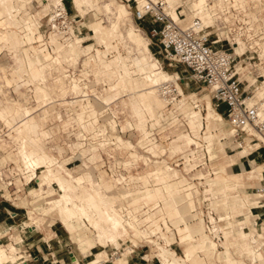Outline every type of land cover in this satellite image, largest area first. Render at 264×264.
<instances>
[{
    "label": "rangeland",
    "instance_id": "374dc122",
    "mask_svg": "<svg viewBox=\"0 0 264 264\" xmlns=\"http://www.w3.org/2000/svg\"><path fill=\"white\" fill-rule=\"evenodd\" d=\"M25 1L28 2V0H24V1L16 0L15 5L22 6L24 3L21 2H25ZM42 1L44 0H41V2L38 0H33L32 3L25 5V7L22 6L23 8H21L18 18L20 19V17L25 18L28 16L31 17V19L35 23L38 21L39 22L38 29L37 28H36L37 30L35 29V25L33 28L34 31L36 32L35 35L37 36L38 31H40L44 36L43 37L44 39L43 44H45L44 46H46L48 49L52 51V47H54V45L48 40V34L50 30L47 19L48 16L47 14H41V15L38 14L41 12L43 5L45 3H49L51 0H45L44 3ZM170 1L174 5L173 2L175 0H170ZM197 1L198 0H180L181 3L179 2L180 4L178 5V10L179 11L184 10L186 13H188L187 16L189 18L190 16H192V13H189V9H192L194 3H196ZM208 1L211 2L212 0H208ZM261 1L262 3L259 2L258 0H256V2H251L247 0L244 2V4L243 2L240 3V1L237 2L238 5L239 3L240 5H244V6L246 5L248 10L244 11L241 8V11L239 12L237 11V9L233 11L239 15V18L236 17L235 21L230 22L231 25L228 26L227 29H225V32L230 37H234V39L231 38L232 39L231 41V39L229 40V38H226L224 39L223 42L224 44H222L223 46H225V48H227L229 53H232V55L234 54V57H236L234 62L235 68L237 67L238 69L239 67H241V71L238 72V75L239 76L241 75L240 77H244L245 81L248 80L247 78H249V81L245 83L246 89L251 90L252 93L254 92L256 94L257 99L260 102L264 101V89H261V87H264L263 84L264 75H262L264 73V70L262 71V69H264V51H263L264 50V43H263L264 42V32H263L264 31V0ZM64 2L65 3L67 2V6H69L70 8L71 11L70 13L72 14V18L74 19L72 23L74 25L76 34L80 37L84 36L86 39V43H82V46L79 45V47L85 48L87 51L80 54L73 53L72 56L70 55L71 59L73 58L72 60L76 64L75 65L71 64L70 66H67V70H68L67 73L73 75V77L76 78L78 83L81 85L82 90L84 91V92L82 91L80 92V95L81 94L85 95V100H83V102L82 101L79 102L78 99L75 98V94L77 93L76 90L77 88L75 89L76 93L74 94L70 93V84L66 82L64 76L55 77V75H53L47 68L48 66H51L52 68L56 65L62 66V59L60 58L59 60L57 59V63L55 62L56 60L55 59L48 66L47 65L45 66V71H44L46 74L45 83L50 88L51 90L50 91L48 87L45 85V83L44 84L41 83L42 81H40L39 84L38 82L34 81V83L32 82L30 86H28L27 79H20L19 77L20 70L17 68L19 66V62L16 60V58H14L13 53H11V51L8 50L7 48H3V50L1 49L0 51V67H2V69H0V85L4 86L3 88L5 92L10 91L8 93H10L12 96H14L13 88L16 85L15 83H20L23 85L20 87V90L15 92V95L17 96L16 98L20 100L24 105H27L31 107L32 110H34V113H32L34 117L33 116L32 117L35 118L34 122H36L37 120L39 121L40 127L38 128V130L41 128V126L45 127L47 130L50 131L53 130V132L50 134L51 135L50 138L47 140L48 141L47 144L49 147L54 149L53 153L56 155L55 156L56 160L58 161V159H60V161H66V166L71 168L75 174L80 172L83 168H86L85 163L90 165V169L92 170V172H94V175L96 176L100 173V171H105V170H107L112 175L113 169L116 173H118L117 170H121L129 174L128 168L125 167L123 162L120 161L122 160L125 162V160L131 158V156L126 151L129 148V146H127V144L124 143V141H117L116 139L117 137H121L124 140L131 141L134 145H136L138 152L142 154H147L151 156L153 159H157V160L164 159L165 161H167L166 167L170 166L174 168L173 166H175V164H179V166H176L177 169L176 168L174 169L178 171L177 174L179 175V177L181 175V172L184 177L182 176V178H180L176 182H173L174 190L172 192L174 193V196H178L180 194L184 195L192 190V184L188 181L186 172L190 173L192 177L205 179V184L206 185L208 184L206 186L205 192L207 191L208 193H210L211 190L210 184L213 183L214 186H217L219 183L223 184L224 181L221 178L225 177L228 179V184L230 185L229 187L231 188L225 194L217 193L213 190L214 194L212 193L211 197L212 196L215 197L216 194L219 198V200L214 202V207L216 208L218 206L217 203H219V201H224V200L227 201V198L233 199V196L234 198L239 197V200H237L238 198L235 199V201L233 200L234 202L233 212L236 213V215L238 210L240 209L243 211V209L255 207L256 205L246 206L243 203L247 204V199H246L247 194L250 196H255V192H256L255 187H257L260 182L258 179L261 177V175L263 176L262 166L257 168L255 166L253 170L254 175H252L253 174L251 173L252 170L245 167V161L248 160L251 161L253 164L262 165L264 163V157L259 162H257V158H259V152L261 149L263 150L262 153H264L263 144L245 136H242L243 138H245L244 140L235 137L234 130L232 129L229 120L224 115L225 107H223L222 105L219 106L220 101H218L214 97V93L211 90V88L208 87L206 84L197 81L194 78V76L191 74V72L184 65L171 60L167 56L166 51L164 50L162 44L160 43L157 36L154 35V32L152 31V27L155 26V24L152 23L151 18L148 17L144 23H141L136 19L134 15V11L138 6L137 0H95L94 7H89V10L86 11L85 14L83 15L81 14V12H79L78 8L75 6L74 0H64ZM202 3H205V0ZM224 3H225L224 6L228 4V6L231 7L233 6L234 1L228 0L225 1ZM106 4L110 5V10H107ZM213 4L215 5L213 9L210 10L209 7V9L206 11V15H207L206 19H211L209 18L210 14L212 13L214 14L215 12H217V15L216 17H213V19L216 18L217 20L223 17L227 18V14H225V10L222 7L220 8L218 6L219 0H214ZM50 7L51 10L54 7L53 0L51 1ZM173 10L175 11V9ZM49 13L50 12H48V14ZM257 17L258 19L260 18L263 21L262 23H260L259 28L254 26L252 20L253 18H257ZM95 20L103 22L106 26L110 28H112L113 24L118 25L119 31L123 34L121 35L122 37L120 36L122 38L121 39L122 41H120L119 44V51L123 54V56L127 57V60L129 62H132V60L133 61L138 59L141 60L148 56L147 60L151 61L152 63L156 62L157 60L159 61L158 67L159 68L163 67L162 70L164 76L167 79H170L169 76L171 77L179 76L178 85L183 95L179 94L178 91H176V86L174 83H170L169 85H170V89L173 90V93L174 94L176 93V97H178V99H181L180 104L182 106L170 105L169 107L166 108L163 118H159L155 120V122H151L152 120L149 117L147 110L145 109L142 110V108L139 107L133 101V97H132L133 95L129 94L127 90H123L124 91L123 92L121 88L118 87L115 88L117 86L116 84H118L117 82L120 80V75L118 73V70H116V63L118 64V61H116L115 56L117 52L115 51L116 53H112V51H114L113 49L106 50L105 46L98 43L97 39L95 38L94 32L92 31V25ZM131 28H134L137 32L141 34V36L145 40L144 42L147 41L150 43L151 46H149V51H147L148 54L147 53L145 54V52L142 49H141L142 51H140L138 46L136 45V42L132 40L131 37L128 36V33L131 30ZM18 34L16 33V38L20 36V33ZM238 37H240L239 44L236 41ZM40 38H42L41 35ZM18 39L15 40L16 43L20 45L21 41H18ZM40 43L41 42L38 41L35 42L34 45H30V42L28 41L27 38V40H24V44L26 45L24 51L26 50L28 51V49H30L33 50V53L35 55L40 54L41 56L37 57L36 61L42 63L45 61L43 56L47 54V51L41 53V48H44V46L42 44L40 45ZM78 55H80L79 59H78ZM34 56L31 55L30 57H34ZM92 56H94L95 60L98 63L95 60L92 61L91 63L89 62V64L86 63V60L88 61V58ZM36 67H37L36 65L33 67H30L29 65L30 70H34ZM137 71L138 70H134L133 73L134 77L139 76ZM98 73H101L103 77L98 75ZM245 74L247 76H245ZM6 77H8L9 79L15 78L16 81L14 82V84L9 85L5 80ZM55 78H59L58 82L56 81V85L58 87L54 86ZM60 83L61 84L63 83V85L66 84L64 90H62V88L59 87L61 85ZM78 83L74 82L73 84H75V87H77L76 84ZM39 85L41 86L44 85L47 88L46 92H48L49 94L46 93L45 91H39V87H40ZM29 87L34 89V91H30ZM36 87H37V91H36ZM261 93H263V96L261 95ZM52 95L54 96V102L48 104L49 103L48 101L53 99ZM64 97L67 98L66 100L71 101L74 99L76 102L75 103L69 102V104L67 103L66 100L63 102L62 99H64ZM9 100L10 97H7L6 99H4V102H8ZM208 101L212 103L214 110L218 114H220L221 116L223 115V121L219 119L211 118L213 116L209 115V110L207 111L208 109L207 105L209 104ZM133 102L137 108V112L134 110ZM110 103H112L110 106L111 109L108 106H106L109 108L107 109L105 105ZM122 105L125 108H123ZM20 106L21 105L19 104L17 109H20ZM102 108L103 110H101ZM27 109L32 112L31 109L29 108ZM24 111L21 114H19L18 112V114L22 116ZM189 111H197V112L199 111L200 114L198 112V116L200 115L204 116V120L200 121L197 117H195L194 120L196 126L194 127V125L191 124L192 122L190 123V120L186 116V114ZM58 112L61 113L62 120L58 118L57 116ZM88 114H91V116ZM108 114H111V116L107 117ZM47 115L48 118H45L47 117ZM112 115L113 116L116 115L115 118L117 121L116 128H114L108 120L112 117ZM127 117H129V120L132 122L130 124L131 127L125 126ZM146 117L151 120L150 122H148L149 125L148 130L150 132L149 136L152 140L156 141L154 143L148 142L149 148L153 150L154 154H157L159 151H161V149H167L165 153L160 154L159 156H154L150 151H147L146 148H144L139 144L142 131L139 129V127H136V125L138 121H141L142 119L147 120ZM160 117H162V115ZM45 120L47 121L45 122V124H43V121ZM207 120L209 121L207 122ZM27 122L28 123H24V124L28 125L29 121ZM24 126L22 125V127L17 128L20 135L17 133V131H15V133L13 134V138L20 139V142L17 140V142L19 143L18 149L20 151L19 152L20 158L17 157V155L14 157L18 161V164L14 163L15 166L19 167V169L21 170V172L16 171L17 173H15V177H14L15 182L17 183L18 186L15 189L9 188L10 190L9 192H14V194L10 196L9 195L10 193L7 192L6 197H8V199L13 200V202L18 205L19 207L18 210L20 211L19 213L20 216L18 219L21 223H23V225H26L27 223H28L27 225L31 224V220L29 219L30 217L29 211L31 209L35 208V210L40 213L49 212L46 216L45 226L42 229L37 228L38 232L35 234V240L38 239L49 240L50 243L52 244L54 250L53 252L61 251L59 255L67 254L70 251L73 257L78 258L80 264H88L89 261L92 258H94L95 254L101 251H106L108 253V256L106 255L97 256L99 257L100 260L102 261L103 259L105 260L101 264H118L116 257L123 253H124V257L126 256V258L130 261L129 264L132 263L136 264L135 263L136 261H131L132 256L129 253L130 247H132L133 249L135 248L137 249L138 247V250H140V249H147V247L150 245L151 248H153L154 250L157 249V247H155L156 245L152 244L147 239L141 237H134L132 234L136 233L135 230H129L131 236L121 237L122 232H124L125 230L121 227H119V229L112 227L111 229L113 230L112 232L113 235L109 236V240L115 242L120 237L118 240L119 245L111 244V243H108L107 245H101L98 243L93 250L88 251L86 254L82 253L76 243V239L72 237V235L66 230V228H64L60 224L59 225L57 224L58 222L61 223V221L59 220L60 216L62 218V221L65 224L67 223V225H70L72 221L71 217L64 218V216L66 215L62 211V206H60L58 203L50 202V200L60 196L61 191L59 190L58 186L56 184H53L54 185L53 187L51 183L41 182L37 178V181L40 184L41 188L45 183H49V187H50L49 191H52L53 189L55 190V192L44 193L43 195H37L31 193L33 189H37V190L39 189V184L35 179H33L32 182H30V184L26 186H21L23 185V183L25 185V183L29 181V178L24 174V171H22L21 169V167L24 170L26 169L25 166L26 161L22 157L23 155H21L22 150H24V148H22L23 147L22 143L24 141V137L26 138L27 136H29L27 134L28 132L24 131L25 133H22L20 131V129H25ZM21 138L23 139L21 140ZM189 139H191V141L194 140V142L191 145L187 143ZM105 141H108L110 143L109 145L106 144V147H102L101 143H104ZM239 141H244L243 145H246L248 142H250L253 148L252 147L247 148V153L244 154V152H241L243 148L241 146H237V143ZM1 143H5V141L3 140V142ZM7 143L10 144V142ZM255 143H260V147L262 148L256 150L255 149L256 146H254ZM10 145H12V148L14 149L16 148V146L13 147L14 143ZM57 145H60L61 147L64 148V150L61 151V153L58 152V149L56 148ZM42 146L44 145L42 144ZM28 149L26 151H29ZM84 149L87 150L88 153H92V154L98 153L99 155H101L103 158V163L98 159L92 161L95 159L96 154L87 155L85 157L82 153ZM37 151L35 148L33 149L31 148L29 154L31 159L39 161L40 160L39 156H42L43 154H40L42 153L40 149ZM45 151L47 152L46 149ZM172 152L175 154H172ZM47 153L49 154V152ZM108 153H112V157H110ZM183 153H185L186 155L185 157ZM189 153H191L192 155H190ZM193 155L196 156L197 160H195L196 158H194ZM90 156H91V160L89 159ZM14 158H12L11 160H13ZM11 160H9L8 162H10ZM16 160L14 161L16 162ZM192 160L195 161L190 162ZM206 160L209 165L206 164L205 169H201L202 166H200L198 167V170L190 172L192 168L196 167V165L201 163L202 164L206 163ZM188 163H190V166H186V164ZM152 164L154 163L152 162L146 171H142L144 167L142 160L135 162L137 169L132 170L133 173L130 174L131 178L134 177V175L136 174L140 175L138 179H145L146 178L145 176H149L151 177V179H153L152 180L153 183H155L158 173H156ZM229 164L230 165L232 164L234 166V171L230 170ZM236 166H238V168L241 171H237L235 169ZM55 167L58 166L55 165ZM178 169L181 170V172ZM138 171L140 172L136 173ZM211 171L214 173L213 175L210 174ZM85 172L90 174L88 171H84L81 175H83ZM232 173L237 175L238 178L240 179H235V178L233 179ZM9 175L13 176V174L10 173ZM178 175L174 178L171 177L170 179L166 180V182L163 183L162 185H166L167 189H170L171 186L170 181L178 178ZM74 176H78V175H74ZM90 176L92 178L93 187H97L99 190L104 192V190L100 187V185L102 184L101 181H99L100 184L96 183L91 174ZM110 177L111 176L109 177L107 176L106 179H108L110 183L113 182L116 184V182L112 180L113 178ZM85 185H88V183H85ZM119 186L121 187L122 185L119 184ZM120 187L116 188L115 191H120L121 189ZM44 188L45 190H47L48 186L45 185ZM156 188L158 187H154L152 191L156 190ZM195 192L197 193L198 189ZM192 199H193V203L195 204L194 198ZM109 200L110 202H114L113 205H117L116 204L117 202L115 201L116 198L113 201L109 197ZM185 200L179 201V203H177V207L181 210V213L178 214V216L183 217L187 215L189 211H193L194 209H196V204H195V206L191 208V210H188L187 204L190 202V200L187 198ZM118 204L127 206L128 198L121 197L118 200ZM116 208L119 209L120 208L119 205L116 206ZM219 209L220 208H218L217 210L220 211ZM162 210L164 211V215H165L166 212L165 205H163ZM118 211L119 213L117 212V214L122 219L123 225L126 226L123 213L121 212V210ZM141 213L143 212L141 211L140 214ZM138 214L139 212L137 213V215ZM193 214H195V212H193ZM37 216L38 215L35 216L36 220L44 221L45 218L41 217V215L38 216L41 217V219L38 218ZM191 217L193 216H189V219L185 218L176 221L177 228L178 226L181 225L183 227L189 226L196 239L199 240V243L202 242L203 244L206 243V245H208L209 241H214L213 238L210 235H208L206 229V223L204 222L202 217H199L198 214L196 215L197 219L195 218L190 219ZM77 221L82 224V221L79 220ZM87 224L90 223L87 222ZM141 226L142 224L140 223L138 227L139 230H142ZM233 226L234 225L230 223L228 228L224 227L223 229H221L224 234V240L220 242V245H218V250H215L214 251L215 253H211L213 255V258H211V260L209 259L210 261L216 262L218 260V264L224 263L225 258H222L223 253L221 254L219 252L223 251V245H224V249L228 248L227 243L225 241L228 240L229 242L235 244H237L238 242L241 243L240 240H237L238 236L235 234L236 230L233 232ZM51 227L52 229H54V233L49 235L47 231L48 228ZM94 227L96 228L97 233H99V237L101 240H103L105 237H108L101 232L100 228H98L99 227L98 225L97 227L96 226ZM133 227L137 228V226H133ZM151 228L155 229V227H151ZM169 230L171 231V229ZM80 231L83 232L82 234L86 233L90 236H94V231L90 229H86L85 227H83ZM152 238L155 239L157 238V236L153 234ZM133 239H136L137 241L136 247L132 246L134 245L132 241ZM184 240H186L185 237L183 238V241ZM159 241L163 243L162 239H160ZM197 242L198 241H196V243ZM9 243L10 241H8L7 243H3L5 245L0 244V246L5 247L6 244ZM196 243L194 242L193 244ZM245 243L247 244L248 241L246 240ZM261 244H263V240ZM215 247L216 246H214L213 248L216 249ZM175 248L180 249L182 251L181 253H183L182 246L180 248L178 244H176ZM163 251L164 249H162L159 252V256L163 261V263L165 264L164 258L161 255V252ZM231 251L235 258L240 259L239 256L235 255V253L238 252L236 246H232ZM260 251H262L264 255V247ZM154 253L157 254L158 251L156 250V252ZM181 253H179V255H182ZM247 253L248 252L246 251V254H244L243 257L244 258L246 257L248 261L244 260V263L249 264L251 262L249 261L250 257L248 256ZM18 255L20 256L21 253H18ZM199 255L205 257V255L203 254H199ZM170 258L173 260L171 256ZM196 258H197V254L192 259L193 264L195 263L194 261ZM205 259L207 260L208 263L209 262L208 258L205 257ZM262 260H264V258ZM66 263L70 264L68 260H66Z\"/></svg>",
    "mask_w": 264,
    "mask_h": 264
},
{
    "label": "bare ground",
    "instance_id": "6f19581e",
    "mask_svg": "<svg viewBox=\"0 0 264 264\" xmlns=\"http://www.w3.org/2000/svg\"><path fill=\"white\" fill-rule=\"evenodd\" d=\"M13 1L14 0H0V48L2 50H3V48H7L16 57H18V59H21L24 62V56H25L24 55V53H25V51H24V48H25L24 40H27V38H28L30 45H34L35 42L39 41V42H41L40 44H42L44 46L45 45V44H43V41H44L43 37L44 36L40 31H38L37 36L35 35L36 32L34 31L33 28L35 25V29L36 28L38 29V27H39L38 21L35 23L31 19V17H28V16L25 18L24 17H20V19L18 18V15L21 11V8L25 7V5L32 3L33 0H31V1L28 0L29 3L26 1L21 2V3H24L22 5L23 7L20 5H16L17 8L14 6ZM19 1H24V0H19ZM38 1L41 2V0H38ZM44 1H42V2L44 3ZM51 1L49 3H45L43 5L41 12L38 13L39 15H41V14H47V16L49 15L48 12H50L49 10H51V7H50ZM137 1L139 2V6L142 7L143 3H145L147 0H137ZM166 1L168 2V5H169L167 11L170 14V16L172 17V19H174L176 21H181L186 26L190 25L194 21V19H195L194 16H198L197 14H199V17L202 20V22L200 23V26H202V25L210 26L212 24L213 20H216V18L213 19V17H216L217 12H215L214 14L212 12H210L212 14H210L209 18H211V19H206L207 18L206 11L209 8L207 10H205L204 8H205V5L208 3V0H206V3H202L204 0H198L196 3H194L193 8L189 9V13H192V16H190L189 18L187 16L188 13H186L184 10H182V11L178 10V5L181 3L180 0H175L173 2L174 5L171 3L170 0H166ZM225 1H228V0H219L218 6L222 7L225 10V12L230 11L231 7H229L228 4H226V6H224ZM231 1H234V3H233L234 7H240L244 11L248 10L246 5L245 6L240 5V3L243 2V4H244V2L247 0H231ZM239 1H240V3L238 5L237 2H239ZM249 1L256 2V0H249ZM258 1L262 3L261 0H258ZM60 2L67 5V2L65 3L62 0H53L54 5H58V3H60ZM74 2H75V6L78 8L79 12H81V14L83 15V14H85L86 11L89 10V7H94L95 0H74ZM214 4L212 6V9L215 6ZM106 8H107V10H110V5L106 4ZM194 8H195V11H193ZM173 9H175V11ZM196 9L198 10V12H196ZM249 13H251V12H249ZM180 14H183V15L181 16ZM231 16L230 15L228 16V14H227L226 19L230 20ZM248 17H250V16H248ZM254 19H256V20H254ZM210 20H211V22H210ZM252 20H253L254 26L257 28H259L260 23L263 22L260 18L258 19V17L253 18ZM92 31L94 32L95 38L97 39L98 43L105 46L106 50L113 49L114 51H112V53L117 52L116 56H115L116 61H118V64L116 63V70H118V73L120 75V80L117 82L118 83V84H116L117 86L115 85L116 86L115 88H117V87L121 88L122 91L127 90L129 92V94L133 95L132 96L133 101L139 107H141L142 110L143 109L147 110L149 117L151 118L152 121L159 119L161 115L163 117L166 108L169 107L170 105H176V106L181 105L180 104L181 99H178V97H176V93L175 94L173 93V90L170 89V85H169L170 83H174L176 88H177L178 93L183 95V93L181 92L180 87L178 85L179 76H177V77L169 76L170 79H167L164 76V73L162 70V68H163L162 65H161L162 68L158 67L159 61L157 60L156 62L152 63L151 61L147 60L148 56L143 58V59L140 58L141 60L138 59V60H134V61L132 60V62H129L127 60V57L123 56V54L119 51V44H120V41H122L121 35H123V34L119 31L117 24H113L112 28H110V27L106 26L103 22L95 20L93 25H92ZM59 32L60 31H58L56 28H55V30L49 31L48 40H49V42H51L54 45V47H52V51L50 49H48L46 46H44L43 49L45 50V52L47 51L48 55H50V59L48 61L49 63L53 62L55 59H56L55 62L57 63V59L59 60V58H60V59H62V66L56 65L53 68L52 67L51 68L47 67V68L53 75H55V77L64 76V78L66 79V82L69 83L71 86V84H73L74 82L78 83V81L76 80L75 77H73V75H70L69 73H67V71H68L67 66H70L71 64L72 65L76 64L75 62H73V60H72L73 58L71 59V56L73 55V53L80 54V53L87 51L85 48L79 47V45L82 46V43H86V39L84 36H81V37L78 36L76 34L75 30H73L72 38L69 37V38H66L64 40H61V34ZM16 33L17 34L20 33V36H18L19 41H21L20 45H18L16 43V40H15V39H17L15 36ZM80 33H82V32H80ZM40 35L42 36V38H40ZM128 36L131 37V39L136 42V45L138 46L140 51L143 50L145 52V54L146 53L148 54L147 51H149V46H151V45L147 41L144 42L145 40L139 32H137L134 28H131V30L128 33ZM238 38H240V37H238ZM236 41L239 44V39H236ZM142 46H144V47H142ZM144 52H141V53H144ZM107 56H108V54H107ZM232 57H233L234 70L236 72L241 71V67H239L238 69H237V67L235 68L234 62H235L236 57H234V54L232 55ZM94 60H95V58H94V56H92V57L88 58V61L86 60V63L89 64V62L91 63ZM23 67L26 70V74L28 75V77L33 80L32 73H30L27 70L26 64H24ZM43 69H45V66L43 67ZM134 70H138L137 72H138L139 76L134 77V75H133ZM242 71H244V70H242ZM245 76H247V75L245 74ZM242 78L244 79V77H242ZM247 79L248 80H246V81L244 79V84L247 81H249V78H247ZM263 84H264V82H263ZM0 86L4 87L3 85H0ZM39 86H40L39 91H45V92L47 91L46 90L47 88L44 85H42V86L39 85ZM256 87H257V85H256ZM261 89H264V87H261ZM110 90H112V89H110ZM110 90H108V91H110ZM247 91H249V90H247ZM46 93H48V92H46ZM253 94H254V98L250 99L249 102L251 104H258L260 115L262 117H264V101L260 102L257 99L256 94L254 92H253ZM261 95L263 96V93H261ZM77 97L79 100L81 99V96H77V94H75V98H77ZM73 100H71L70 102L75 103L76 101L75 100L73 101ZM101 101H102V99H101ZM134 102H133V107H134V110L137 112V108H136ZM221 105L223 107L226 106V104L223 101L219 102V106H221ZM208 110H209V115L213 116L212 108H211L210 104H208ZM24 112L25 113L23 114V118L27 117V119H29V124L28 125L24 124L25 129H20V131L22 133L28 132L27 134L29 135L26 138L24 137V141L22 143L23 147L20 146V147L24 148V150H22L21 155H23L22 157L25 159V161H26L25 163L27 164V165L25 164L26 169L24 170V172H26L28 174L30 179L36 180L38 178V180H40L41 182H49L51 184H56L58 186L59 190L61 191V194L59 197L50 200V202L58 203L60 206H62V211L66 215V216H64V218L71 217L72 220L75 219V220L82 221L83 225H86L87 222H89L91 225L93 224V226H96V227L98 225L99 226L98 228H100L101 232L104 233L106 236H110V235L112 236L113 235V233H112L113 230L111 229L112 227L118 228V229H119V227H121L124 230H126V228L132 229L133 226L138 227V225H140L142 218L148 214V212H149L148 210L143 211L140 209L139 211H136V213L130 209L129 210H121V212L123 213V217L125 218V222H126L125 223L126 226H124L122 219L117 214V210H116L115 206L113 205V202H110V200H109L110 196L107 195L106 193H104L103 191L99 190L97 187H93L92 178H91L90 174L85 172L83 175L78 176V177H72L71 175L70 176L68 175L69 176L68 177V176L64 175V173L62 172L61 169H59L58 167H55V165H57L56 158L54 156L49 155L45 151V147L42 146V143L40 141L38 142V141L34 140V138L30 135V133H32L34 131V125L36 124V122L38 120L36 122H34L35 118H33L34 116L30 110L27 109ZM198 112L197 111H189L186 114V116L190 120V123L192 122L191 124H193L194 127L196 126V123L194 120L195 117H197L200 121L204 120V116H202V115L198 116ZM199 114H200V112H199ZM88 115L91 116V114H88ZM186 116H185V118H186ZM0 117H2L1 113H0ZM222 117H223V115H222ZM0 121H2L5 124V126L8 128L7 134H8L9 139H11L13 142L18 143L16 138H13V134L15 133V131H13L7 125L5 120L0 119ZM8 124L11 125V122L9 121ZM146 126H147V124H144L145 129H146ZM27 134H25V135H27ZM258 136L264 142V135L258 133ZM109 143L110 142L105 141L104 143H101V146L106 147V144L109 145ZM259 144L260 143H257V145H254V146H258ZM237 146H241L243 148V150H241V152H244V154L247 153V148L252 147L250 142H248L246 145H243V142H241V141H239L237 143ZM31 148L32 149L35 148L36 151L39 149L42 151V153H40V154H43V155L39 156V159H40L39 161H36V160H33L30 158L29 152H30ZM27 149L29 151H26ZM189 154L192 155L191 153H189ZM185 156L186 155L184 153V157ZM157 158H159V157H157ZM194 158H196V156H194ZM133 159H134L133 161H127V162L120 160L121 162H123L125 167L128 168L129 174L126 172H123L121 170H117L118 173H116L114 171V169L112 170V175L109 173L110 176L113 178L114 182H116L117 186H119V184H121L125 188H131L134 186L140 187L141 184L145 183L148 179L150 181L153 180L149 176H145L146 177L145 179H138V177H140V175H138V174L134 175V177L131 178L130 174L133 173L132 170L134 169L133 168L134 166H132V162L139 161V160H142L144 167H147V168H149V165L152 162L154 163V164H152V166L154 167V170L156 171V173H158V175L156 174L157 175L156 180H155L156 185H162L163 183L166 182V180L170 179L171 177L174 178L178 175L177 170H175L174 168H172L168 165H167L168 167H166L167 161H165L164 159H162V160L161 159H158V160L153 159L149 155H145V156L136 155ZM195 160H197V158ZM195 160H192L190 162H194ZM186 162H187V160H186ZM250 162L251 161H249V163ZM206 164L209 165L207 160H206V163L203 164L204 168H202V169L206 168L205 167ZM198 165H196V167L192 168L190 172H193L198 167ZM186 166H190V163L186 164ZM44 168H46V169H44ZM263 170H264V166H262V171ZM136 173H138V172H136ZM210 174H211V172H210ZM178 178H179V175H178ZM117 179H120V180H117ZM201 179H203V178H201ZM177 180H179V179H177ZM85 183H88V185H85ZM83 191H85V192H83ZM190 192L192 193V196H190V197L194 198V195H193L194 191L191 190ZM209 194L212 195L211 193H209ZM128 196H130V195H128ZM211 198H212V202H213L215 197L212 196ZM212 207L214 209H216L214 206H212ZM141 211L143 213L140 214ZM138 212L140 215L139 214L137 215ZM164 226L167 229V230L166 229L165 230L170 232L169 229H171V226L167 221H165ZM151 227H153V226H151ZM151 227H149V228H151ZM217 228L219 229V225H217ZM141 229H142L141 230L142 233H144V235H145L144 238L149 240L151 243H153L152 240L154 238H152V235L153 234L156 235L158 232H154L155 229H152V228L149 231H147L146 229H144V231H143L142 227H141ZM171 235L174 236V232H172ZM134 246L136 247V245H134ZM211 246L212 247L216 246V250L218 249V243L216 242V240L211 241ZM162 249H164V251L161 252V255L164 258L165 264H188L186 262L185 258H181L180 256L177 255L176 251L170 250L169 248L167 249L164 247ZM132 250H130L129 253ZM4 254H5V250L3 248H0V264H3L1 259H2ZM170 256L173 258V260L170 258ZM123 257H124V253L117 256L116 260L120 261ZM103 261H105V260H103ZM103 261L100 260L99 257H97L95 260H93L91 262V264H101ZM74 262H75V264H78L76 259L74 260ZM120 264H123V263H120Z\"/></svg>",
    "mask_w": 264,
    "mask_h": 264
},
{
    "label": "crops",
    "instance_id": "0c3cea01",
    "mask_svg": "<svg viewBox=\"0 0 264 264\" xmlns=\"http://www.w3.org/2000/svg\"><path fill=\"white\" fill-rule=\"evenodd\" d=\"M15 1L16 0H14L13 3H14V6L16 7ZM205 3H206V0H205ZM237 39H239V38H237ZM18 41H19V39H18ZM0 51H1V48H0ZM43 52H45V50L43 48H41V53H43ZM24 55H25L24 56V62L25 63L21 59H18V57H16L13 54L14 58H16V60L19 62V66L17 68L20 70V74H19L20 79H27L28 86H30V84L32 82L34 83V81L38 82V84L40 81H42L41 83L44 84L46 81V74L44 72L45 69L42 70V67H44L46 65L48 66L50 64V63H47L50 59V55L45 54L43 56L45 61L42 63H39L38 61H36V58L41 56V55L40 54L35 55L33 53V50H30V49H28V51L26 50ZM31 55H33V56L35 55V56L30 57ZM79 56L80 55H78V59H79ZM45 63H47V64H45ZM24 64H26L27 70L30 73H32L33 81H32V79H29L27 77L26 70L23 67ZM29 65H30V67H33L36 65L38 68L36 67L34 70H30ZM48 67L51 68V66H48ZM0 69H2V67H0ZM98 75L102 76L101 73H98ZM5 80L7 81V83L9 85L14 84V82L16 81L15 78L9 79L8 77H6ZM58 80H59V78H55L54 86H56V87H58L56 85V81H58ZM15 84L16 85L13 89L15 92H17L18 90H20V87L23 85L20 83H15ZM45 85L48 87V85L46 83H45ZM64 85L62 83L59 87H61L62 90H64L66 87V84H64ZM76 85H77V87H75V84H71L70 93H73V94L76 93L75 89L77 88L76 94H77V96H81L80 100L77 97L78 101L80 102V101L85 100V95H82V94L80 95L81 91L84 92L82 90L80 84L78 83ZM48 89L50 90L49 87H48ZM7 90H9V89H7ZM29 90L34 91V89H32L31 87H29ZM36 91H37V87H36ZM66 91H67V89H66ZM8 92H10V91H8ZM8 92L2 91V89H0V113L2 114V117H0V119L5 120L7 125L13 131H17V133L20 135L17 128L22 127V125L24 126V123H28L27 121H29V119L27 120V117L23 118V114L25 112L22 114V116H20L19 114H21L25 109L27 110V108H29L31 110H32V108L27 106V105H24L20 100H18L16 98L17 96H12ZM7 97H10V100L8 102H4V99H6ZM66 99L67 98L64 97V99H62L63 102ZM66 101L69 104L70 100H66ZM48 102L53 103L54 102V96H53V99L49 100ZM208 102L212 108V113H213V117H211V118H215V119H219V120L223 121V117L214 110L212 103L210 101H208ZM112 103L105 105V107L108 106L110 108ZM19 104L21 105L20 109H17ZM108 107H106V108L109 109ZM122 107L125 108L123 105H122ZM207 107H208V105H207ZM101 110H103V108ZM207 111H208V109H207ZM18 112H19V114H18ZM32 113H34V110H32ZM48 115L45 118H48ZM57 116L60 120H62V115L60 112H58ZM110 116H111V114L107 115V117H110ZM115 118H116V115H114V116L112 115V117L110 119H108L110 124L114 128L117 127V121ZM160 118H163V117H160ZM146 119L147 120L142 119L141 121H138V123L136 125V127H139V129L142 131L141 138L139 140V144L141 146H143L144 148H146L147 151H150L153 155L159 156L160 154L165 153L167 149H161V151H159L157 154H154L153 150H151L149 148L148 142L154 143L156 141L152 140L149 136L150 132L148 130L149 129L148 128V126H149L148 122H150L151 120L147 117H146ZM9 121L11 122V125L8 124ZM46 121L47 120L43 121V124H45ZM98 121H99V119H98ZM208 121L209 120H207V122ZM151 122H155V121H151ZM131 123L132 122L129 120V117H127L125 126L131 127L130 126ZM144 123L147 124L146 129H144ZM39 127H40L39 121H37L36 124L34 125V132L30 133V135L34 138V140L40 141L45 146V149H47V152H49V155H51V156L53 155L55 157L56 155L53 153L54 149L49 147L47 144V142H48L47 140L50 138V136H51L50 134L53 132V130H51V131L47 130L43 126H41V128L38 130ZM22 139L23 138H21V140ZM116 139H117V141H124V143H126L127 146H129V148L126 151L131 156V158H129L128 160H125L126 162L127 161H133L134 160L133 158L136 155H142V156L147 155V154H142V153L138 152L136 145H134L131 141L124 140L121 137H117ZM16 140H18L20 142V139H16ZM193 142H194V140L191 141V139H189L187 143L189 145H191ZM13 143H14L13 147L16 146V148H15L14 154H10L9 157L11 158V156H12V158H14L17 155V157L20 158V155H19L20 151L18 149L19 143H16V142H13ZM5 147H6L5 149L8 150V147H12V146L10 144H8L7 142H5ZM56 148L58 149L59 153H61V151L64 150V148L61 147L60 145H57ZM262 151L263 150L261 149L259 152V158L260 159L257 158V162L261 161L262 158L264 157V153H262ZM8 153H10L9 150H8ZM82 153L85 157L87 155H95L96 154L95 159L92 161H95L96 159H98V160L102 161V163H103V158L98 153H93V154L88 153L87 150H85V149L83 150ZM108 154L110 155V157H112V153H108ZM172 154H175V153L172 152ZM89 159L91 160V156L89 157ZM13 160H16V159L14 158ZM16 162L18 164L17 160H16ZM135 162H137V161L132 162V166H134L133 167L134 169H137ZM60 163H62V164H60ZM57 166L59 167V169L62 170V172L64 173L65 176L71 175L72 177H78L84 171H88L92 175V177L96 183L100 184L99 181H101L102 184L100 185V187L104 190V192H106L107 194L109 193L108 195L110 196V198L113 201L116 198L115 201L117 203L116 202L115 203L117 205H114V206L116 208V206L119 205L120 208L119 209L116 208L118 213H119L118 210H129V209L133 210L134 212L139 211L140 209L143 211L144 210L149 211L148 214L142 218V220H141L142 226L141 227L143 228V231H144V229L149 231L151 229L149 227H151V226L155 227L154 232H158L156 234L157 239L156 238L153 239L152 244H155L156 245L155 247H157V249L154 250L151 247H149V248L147 247V249H140V250L137 249V252L134 253L133 255H131L132 256L131 261H136L135 262L136 264H161L160 261L162 263H163V261L161 260V258L159 256V252L162 250L163 247L167 248V249L169 248L170 250H174V251H176V253L182 252L180 249L175 248L176 246H174L172 248L168 247V245L170 243H172V241H179V243L183 247V253H182L183 255H179L178 253H177V255L180 256L181 258H185V260L189 264H193L192 259L196 256V254H197V258L195 259L194 264H218V260L216 262L210 261L211 258H213V255L211 253H215L214 251L216 250L211 246V241H209L208 245H206V243L203 244L202 242L199 243V240L196 239V237L194 236V234H193V232L189 226L183 227L181 225V226H178V228L176 226V221L181 220V219H185V218L189 219V216H193L190 219H192V218L197 219V217H196L197 213L195 212V214H193V212L196 209H194L193 211H189L187 213V215H185L183 217L178 216V214L181 213V210L177 207V203H179V201H183L186 198L189 199L190 202L187 204L188 210H191V208H193L195 206V204L193 203V199L190 197V196H192L191 192L186 193L184 195L180 194L178 196H174V193L172 192L174 190L173 182H176L177 179H180L183 176L181 170L178 169L181 172L180 177L176 178L175 180L170 181V184H171L170 189H167L166 185L156 186L155 183H153V181L152 180L150 181L149 179L145 183L141 184L140 187L134 186L132 188H125L123 186H121V187L117 186L113 182L110 183L109 180L106 179L107 176L108 177L110 176V174L107 170L100 171V173L97 176L94 175V172H92V170L90 169V165L87 163H85L86 168H83L80 172H78L76 174L72 171L71 168L66 166V161H60V159H58ZM255 166L261 167L263 165L253 164L252 162L249 163L248 160L245 161V167L252 170L251 173H253ZM229 168L231 171H234V166L232 164L231 165L229 164ZM21 169H22V171H24V169L22 167H21ZM147 169H148L147 167H143L142 171H146ZM235 169L237 171H241L238 168V166H236ZM139 172L140 171H138V173ZM213 174L214 173L211 171V175H213ZM258 174H259V171H258ZM74 175H78V176H74ZM252 175H254V173ZM232 178L233 179L234 178L240 179V178H238L237 175H235L233 173H232ZM261 178H262V175L258 180L260 181ZM221 179L224 181L223 184L219 183L217 186H214L213 183L210 184V189H211L210 193L211 194L213 193V190L217 193L225 194L231 188V187H229L230 185L228 184L227 178L223 177ZM36 181H37V179H36ZM37 183H38V181H37ZM45 185L48 186L47 190H45V188H44ZM52 186L54 187L53 184H52ZM119 187L121 188L120 191H115V189L119 188ZM154 187H158V188H156V190L152 191V189ZM49 188H50L49 183H45L42 186V188L39 184V189L38 190L33 189L31 191V193L37 194V195H43L44 193L55 192L54 189L52 191H49ZM128 195H130V196H128ZM121 197L122 198H128V205L127 206L122 205V204H118V200ZM235 199L239 200V197L234 198V196H233V199L227 198V201H225V200L219 201V203H217L218 206L216 207V209L220 208L219 209L220 210L219 211L220 216L224 219V222H225L224 226L219 225V227L221 229H223L224 227L228 228L229 224L232 223L234 225L233 226V232L236 230L235 234L238 236L237 240L241 241V243L238 242L237 244L229 242L228 240L225 241L227 243L228 248L224 249V245H223V251L219 252L221 254L223 253L222 258H225V261L222 264H246V263H244V260H247V259H246V257L245 258L243 257L244 254H246V251L248 252L247 254L250 257L249 261L251 263H255L257 260H259L260 263L262 261V264H264L263 263L264 260H262L264 258L263 252L260 250H258V251L255 250V247H254V243H257V245H258L257 247H260V245H262L259 243V240L253 234V231L256 229L257 224H258L257 229L259 228V225L262 222V219H264L263 216L261 217V219H259L258 216L253 214V209L257 208V205H258L257 196L256 195L250 196L247 194L246 195L247 204L246 203H243V204H245L246 206H248V205L249 206L250 205H252V206L256 205V206L252 207V208L243 209V211L240 209V210H238L237 215H236V213L233 212V207H234L233 206V203H234L233 200L235 201ZM217 200H219V198L215 194V198H214V201L212 202V206H214V202ZM113 204H114V202H113ZM163 205H165V209H166L165 215H164V211L162 210ZM18 209H19L18 205L16 203H14L13 200L8 201V200L1 199V197H0V244L7 243L8 241H10V243L6 244L5 247L0 246V248H3L5 250V254L3 255L2 259H1L3 264H54V262L57 260H63V262H65V263H66V260H68V262L71 263L75 259L77 260V262H79L78 258L73 257L72 253L70 251L67 254H63V255H59L61 251L53 252L54 250H53L52 244L50 243L49 240H47V239L35 240V234L38 232L37 228L42 229L45 226L46 216L49 212H46V213L41 212L40 213V212L36 211L35 208L31 209L29 211V213H30L29 219L31 220V224L27 225L28 224L27 223L26 225H23V223H21L18 219L20 216V214H19L20 211ZM34 215L35 216L41 215V217H43L45 219H44V221L36 220L35 219L36 217ZM150 216H152V217H150ZM41 217H38V218L41 219ZM173 219H174V221H173ZM59 220L61 221V223L58 222L57 224L58 225L60 224L61 226L66 228V230L72 235V237H74L76 239V243H77L79 249L84 254H86L90 250H93L97 246L98 243L101 245H107L108 243L119 245L118 240L120 237L115 242L110 241L109 236L105 237L103 240H101L99 237V233H97L96 228L94 226H92L91 224L86 223V225H83L80 222H78L77 220H72L70 225H67V223L65 224L62 221L61 216L59 217ZM165 221H167L170 224V226H171L170 232L171 233L166 231L167 229L164 226ZM83 227H85L86 229L93 230L94 236H90L86 233L82 234L83 232H81L80 230ZM138 227H139V225H138ZM138 227L137 228L133 227L132 229L126 228V230L124 232H122L121 237L131 236L129 230H135L136 233L132 232L133 233L132 235L134 237L144 238V236H145L144 233H142V231L139 230ZM172 231L174 232V237L171 235ZM47 233L49 235L53 234L54 229H52V227L48 228ZM158 234H160V235H158ZM184 237L186 238V240L183 241ZM160 239L163 240V243L161 241H159ZM246 240L248 241L247 244L245 243ZM132 241H133V244L137 246L136 239H133ZM196 241H198V242L196 243ZM194 242L196 244H193ZM3 245H5V244H3ZM134 245H132V246H134ZM232 246L237 247L238 252H236L235 255L239 256L240 259H237L234 257V255L231 251ZM127 249H129V248H127ZM130 249L132 250L133 248L130 247ZM156 250L158 251L157 254L154 253V252H156ZM18 253H21V255L19 256ZM199 254L205 255V257L208 258L209 262L207 263V260L205 259V257H202ZM98 255L108 256V253L106 251L97 252V254H95L94 258H92L88 264H91V262L93 260H95ZM129 262L130 261L125 256L120 261H118V264H120V263L128 264ZM251 263H249V264H251Z\"/></svg>",
    "mask_w": 264,
    "mask_h": 264
},
{
    "label": "built area",
    "instance_id": "2783aa9c",
    "mask_svg": "<svg viewBox=\"0 0 264 264\" xmlns=\"http://www.w3.org/2000/svg\"><path fill=\"white\" fill-rule=\"evenodd\" d=\"M213 1L214 0L211 2L208 1L204 9L207 10L210 7V10H212ZM168 7L169 5L166 0H147L143 3L142 7L139 6L138 2L134 15L141 23H144L148 17L151 18L152 23L155 24V26L152 27V31L162 44L167 56L171 60L184 65L197 81L211 88L214 97L218 101H223L226 104L224 115L229 120L234 130L235 137L244 140L245 138L242 136H245L262 143L264 146L263 140L258 136V133L264 135V117L260 115L258 104H251L249 102L250 99L254 98V94L251 90H246L244 79L234 70L232 53H229L227 48L222 45L224 44V39H234V37H230L226 34L225 29L231 25L230 22L235 21L236 17L239 18V15L233 11L237 9L239 12L241 8L231 6L230 11L225 12V14L232 15L230 20L223 17L213 20L210 26H200L202 20L199 14H197L198 16H194V21L186 26L181 21L172 19L170 14H168ZM193 11H195V8ZM70 12L69 6L60 2L58 5H54L47 18L50 30H55L56 28L60 31L61 40L69 37L72 38L73 30H75L72 23L74 19ZM196 12H198L197 9ZM180 15L182 16V14ZM263 70L264 69H262V71ZM262 75H264V73ZM0 89L4 91L3 87H0ZM13 94L16 96L14 89ZM7 131L8 128L0 121V143L4 140L5 142L13 144L12 140L8 137ZM254 145H257V143ZM5 148V143H1L0 197L4 200L11 201V199L6 197V194L10 191L9 188H17L18 185L14 177L15 173H17L16 171L21 172V170L19 167L15 166L17 163L9 157L10 154H14L15 149L8 147L10 151V153H8V150ZM260 148H262L260 144L255 147L256 150ZM9 160L11 161L8 162ZM262 165H264V163ZM176 166H179V164H175L173 167L176 168ZM200 166L204 168L202 163L198 165V167ZM198 167L195 170H198ZM9 173L13 174V176H10ZM24 174L29 178V181L26 182L25 185L23 183L21 186H26L33 180L30 179L26 172H24ZM186 176L188 181L192 184V190L194 191L193 195L196 204V210L194 212H196L199 217H202L206 223L208 235L213 237L218 245H220V242L224 240V234L220 227L219 229L217 228V225H225V222L220 216V212L212 207L211 195L205 192V179L192 177L190 173L187 172ZM197 189L198 192L196 193L195 191ZM255 191L258 205L257 208L253 209V214L261 219L262 216L264 217V170L259 185L255 187ZM9 193L10 196L14 194V192ZM256 226L258 227V224ZM257 227L253 231V234L259 240L260 244L262 240L264 244V219H262L258 229ZM176 244L181 248V244L177 241L170 243L168 247L172 248L176 246ZM263 244L257 247V243H254L255 250H262L264 247ZM149 247L151 246L149 245L148 248ZM137 249H133L130 254L136 253ZM160 263L163 264L161 261ZM54 264L67 263L57 260ZM70 264H75L74 260ZM78 264L80 263L78 262ZM251 264L261 263L257 260L255 263Z\"/></svg>",
    "mask_w": 264,
    "mask_h": 264
}]
</instances>
